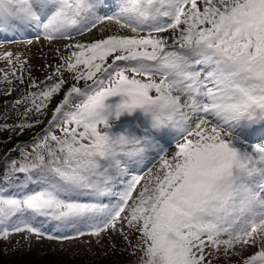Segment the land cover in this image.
<instances>
[{
    "label": "snow or ice",
    "instance_id": "6c2138e0",
    "mask_svg": "<svg viewBox=\"0 0 264 264\" xmlns=\"http://www.w3.org/2000/svg\"><path fill=\"white\" fill-rule=\"evenodd\" d=\"M99 25L0 113L18 134L51 113L0 169V239L111 230L135 264H264V0H0V33Z\"/></svg>",
    "mask_w": 264,
    "mask_h": 264
},
{
    "label": "rangeland",
    "instance_id": "374dc122",
    "mask_svg": "<svg viewBox=\"0 0 264 264\" xmlns=\"http://www.w3.org/2000/svg\"><path fill=\"white\" fill-rule=\"evenodd\" d=\"M104 27V25H99L91 32L74 35L70 40H57L51 43L42 37L38 39L36 33L28 29L0 33V54L11 51L20 55L21 60L27 61L22 73L17 67V76L23 75L24 83L28 85L30 79L43 80L52 71L58 63L57 50L63 52L68 44L75 41L89 42L98 39L108 34L107 31H101ZM6 71H10L9 66L5 61L0 60V77ZM12 81L19 82L15 78H12ZM6 131H0V141L6 139ZM37 226L39 227L40 224L38 223ZM45 230L55 232L50 224ZM68 234L76 236V233L71 230H68ZM255 250V248H249L243 255L248 256ZM130 253L131 248L123 237L111 230L102 234L99 243H97V238L88 235L61 241L38 240L27 233H14L8 239H0V262L2 258L12 256L16 260L23 259L28 264H115L117 262L135 264V257ZM219 264H226L225 259L222 258ZM227 264H241V256L233 255Z\"/></svg>",
    "mask_w": 264,
    "mask_h": 264
},
{
    "label": "trees",
    "instance_id": "16d2710c",
    "mask_svg": "<svg viewBox=\"0 0 264 264\" xmlns=\"http://www.w3.org/2000/svg\"><path fill=\"white\" fill-rule=\"evenodd\" d=\"M11 88L12 91L9 95H5L4 92L6 89ZM28 85L23 83H19L17 81H12L11 85L0 83V113L4 112L6 107L10 113L13 112L11 109V104L14 100L22 96L26 91H28ZM61 96L56 97L52 104L49 105V108H54L55 104L59 102V99H61ZM34 115V114H33ZM51 118L50 111L47 115L42 116L41 119L44 121V124L37 125L35 129L25 130L23 134L13 133L10 131L7 132V136L5 140L0 141V169L3 168V165L5 164V157L6 156H12L13 158L19 159V153L18 152H10V149L16 148L18 145H25L28 144L31 140L33 135L36 132H39L47 123V120ZM16 120V117L14 114H12L11 119L8 121L9 123H12ZM118 264H122L121 262H117ZM115 263V264H117ZM0 264H28L23 259L16 260L15 257H8V258H2Z\"/></svg>",
    "mask_w": 264,
    "mask_h": 264
}]
</instances>
